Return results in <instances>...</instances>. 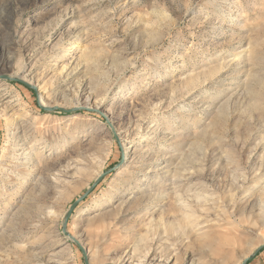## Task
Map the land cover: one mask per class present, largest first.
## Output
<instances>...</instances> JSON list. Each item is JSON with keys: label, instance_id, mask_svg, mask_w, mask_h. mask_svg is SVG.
Here are the masks:
<instances>
[{"label": "rangeland", "instance_id": "1", "mask_svg": "<svg viewBox=\"0 0 264 264\" xmlns=\"http://www.w3.org/2000/svg\"><path fill=\"white\" fill-rule=\"evenodd\" d=\"M11 141L34 157L0 189V264H118L134 248L136 264L150 246L162 260L144 264H242L264 245V171L220 206L264 162V0H0V153ZM139 149L158 177L196 174L187 209L149 200L155 173L120 205ZM200 181L214 206L194 198Z\"/></svg>", "mask_w": 264, "mask_h": 264}, {"label": "bare ground", "instance_id": "2", "mask_svg": "<svg viewBox=\"0 0 264 264\" xmlns=\"http://www.w3.org/2000/svg\"><path fill=\"white\" fill-rule=\"evenodd\" d=\"M40 91L41 90L39 89V97L42 100L43 99V94ZM43 106H46V104H43ZM7 112H9L8 109H7ZM14 120H15V118L12 117V116H10V121L8 123V126L10 128V131L9 132H10V135H11V138L10 139L14 138L16 132L20 129L19 126H17L16 122H14ZM140 126H139V128H140ZM151 138H154V137H151ZM36 139H38V140L34 141L35 143L37 142L38 144H44L45 147H51L52 148L54 145H56V143H53V142H46V140L43 139V138H41L40 136H38ZM142 139H145V137H142ZM18 148H20V144L19 143H13L12 141L6 143V145H4L3 148H2V151L0 153V189H1L2 186L4 188H5V186H7V184L10 181V178L12 176L16 178L19 175H21V176L28 175L27 169H28L29 164H31L33 162V157H34V155L32 153V149H30V150L29 149H24V152L21 153V154H19V157H17L18 155H16V152H17ZM141 150L142 149H139L137 151L139 153V155H140L139 156V162H131L130 163L129 167L125 171V176H124L125 179L120 182V185H119L120 187L118 188V193L116 195L120 196L121 198H123L124 196L130 195V197H128L125 201H123V199H124L123 198L121 200L123 202H121L120 205L124 206L127 201H130L131 200V201L134 202L137 199L134 196L135 193H137L136 191H132L131 193H127L126 190L131 185H133L134 188H137L138 187V183L140 181L137 182V179L136 178L139 175H141V177H146V176H149L151 173H153L152 175H154V173H155V177L151 178L149 176V177L145 178L146 181L152 180V182H151V185L152 186L151 187H153V191L154 192H152L153 194H150L149 193L147 195V197L149 198V200H153V201L156 200L155 202H158L160 199H163V197H164V195H162L163 192L164 191L165 192L169 191V192H172V194L174 195V198H175L177 204L180 205V209L181 210L187 209V207H188L187 206V203L189 201V198L188 197H190L188 193H190V192L193 191V190H190V189H192L191 187L193 185H195V182H194V184H191V186H185V185H183V182H187L188 183V181H190L191 179H193V177H195L196 174L195 173H189L187 170H182L180 172H174V173L172 172L171 173V171L169 170V167H167V169L162 174L163 177H162V175H161V177H158V176H156V174L157 175H160L158 173H160V171H162L163 169L162 170L161 169H157L156 166H154L153 164H151L150 162H148V159L146 158V156L148 155L147 151L146 150L141 151ZM127 156H128L127 155V152L124 150V158H126ZM250 158L251 157H249V160H250ZM18 167H21V169L20 170H16ZM152 168H154L153 169V172H151L152 171ZM263 171H264V162H261V164L258 165L257 167H252L250 169V171L247 173L248 175L246 174V175L242 176L241 181L235 180L233 183H235V185H236V187H235L234 190L235 191H238L237 194H235V195L233 194L232 200L230 202V205L224 204L223 206H220V207H223V209H226V210L227 209L229 210L231 208V211H230V213H231V212H233L234 207L238 203L245 202L246 200H248L251 197V195H252V193L254 191L253 190L254 187L258 185V184L257 185H255V184L257 183L258 180L262 179V175H263L262 172ZM3 175H6V177H4ZM51 176L53 177L51 179V182L53 183V185L57 186L59 184V182H60L59 176H56V175H51ZM51 176H49V179H50ZM263 177H264V175H263ZM248 180H251L250 182L252 184H251V186L249 185V186L245 187V184L247 183ZM152 183H154V184H152ZM121 186H123L122 187V191L119 192V189L121 188ZM4 188H3V190H4ZM206 190H207V188H205L204 185L202 184V182L200 181V194H197V192H196V193H193L194 194L193 196H194V198H197L198 201L200 200V204L201 205L206 206V203H207V206L208 207H212V206H214V204H215L216 201H213L214 199L213 200H210V201L208 200V198L206 196L209 193L206 194V195H204V193H202V192H206ZM211 192H212V190H211ZM260 196H261V198L264 197V186H263V188H261ZM260 196H258V197H260ZM112 198H113L112 195L109 194V201ZM210 202H212V204H210ZM196 203H198V202H196ZM213 208H216V207H213ZM213 211H215V209ZM219 212H220V210H219ZM259 212H260V215L263 218L264 207H260ZM183 217H184V219L186 221V226L191 225V224L194 227H197L198 226V224L194 223V221L192 220V217H193V214L192 213H184V216ZM191 220L193 221L192 223H191ZM235 223L236 222H234V224ZM172 226H173V223H169L168 224V227H172ZM178 226L180 227V222H178ZM235 227H238V226H235ZM151 248H153V247L150 246L149 249L147 250V252L144 254L143 259L141 261H138L136 264H144V262H147V260H149V259L151 261H154L155 260V261H158V262H160L162 260L161 259L162 258L161 257L162 254L159 255V256H157L155 254L153 255L151 253L152 251H150ZM134 252H135V248L131 251V253H127L124 256H122L119 259L118 264H124V263L131 264L134 261Z\"/></svg>", "mask_w": 264, "mask_h": 264}, {"label": "water", "instance_id": "3", "mask_svg": "<svg viewBox=\"0 0 264 264\" xmlns=\"http://www.w3.org/2000/svg\"><path fill=\"white\" fill-rule=\"evenodd\" d=\"M42 109L43 110H45V111H52V110H60V111H63V112H69V111H65V110H62V109H59V108H51V109H44L43 107H42ZM101 178H99L98 180H97V182L100 180ZM96 185V183L93 185V187ZM92 187V188H93ZM84 199V197H82V198H80V199H78L77 201H75L71 206H70V208L68 209V211L66 212V214H65V217H64V221H63V232H65V226H66V223H67V220L69 219V217H70V215H71V213H72V211L74 210V208L82 201ZM76 243V245L78 246V248H79V250L81 251V253H82V255H83V257H84V259H85V263H86V256H85V252H84V250L81 248V246L77 243V242H75ZM264 248V245H262L261 247H259L250 257H248L246 260H244V262L242 263V264H246V262L247 261H249V260H251L260 250H262ZM87 264V263H86Z\"/></svg>", "mask_w": 264, "mask_h": 264}, {"label": "trees", "instance_id": "4", "mask_svg": "<svg viewBox=\"0 0 264 264\" xmlns=\"http://www.w3.org/2000/svg\"><path fill=\"white\" fill-rule=\"evenodd\" d=\"M262 251V250H261Z\"/></svg>", "mask_w": 264, "mask_h": 264}]
</instances>
